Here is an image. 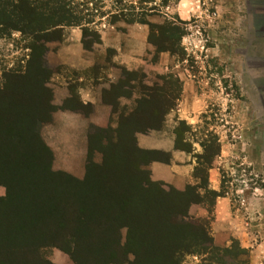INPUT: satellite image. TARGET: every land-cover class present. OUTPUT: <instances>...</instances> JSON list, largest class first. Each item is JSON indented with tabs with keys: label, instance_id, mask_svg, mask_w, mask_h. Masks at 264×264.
<instances>
[{
	"label": "trees",
	"instance_id": "trees-1",
	"mask_svg": "<svg viewBox=\"0 0 264 264\" xmlns=\"http://www.w3.org/2000/svg\"><path fill=\"white\" fill-rule=\"evenodd\" d=\"M114 1L123 5L110 14L109 24L123 21L146 25L147 41L154 49L153 62L161 52L177 54L176 42L184 32L175 22L165 25L148 20L158 8L168 7L169 0L159 4L156 0ZM71 2L0 0V39L17 32L26 51L14 69L1 68L0 185L5 194L0 195V264H22L21 254L37 258L36 264H50L37 251L50 244L66 246V252L76 260L86 237L92 241L93 258L100 264H182L184 256L205 254L210 258L203 261L210 264L216 252L231 254L228 248L214 245L205 220L189 215L191 205L204 202L198 191L202 186L186 185L177 190L166 185L164 190L160 187L163 182L150 179L146 165L154 160L167 161V154L138 148L135 133L160 129L177 97L168 106L162 89H142L133 109L126 112L117 99L130 94L132 87L136 91L138 72L121 68L131 77L120 78L117 86L103 93V100L116 115L115 126H89L84 177L78 179L52 169V153L40 134L41 125L50 122L55 110L52 90L47 86L53 70L45 58V44L58 40L66 26L81 29L85 49L100 44L98 31L87 27L94 22L90 14L86 15L89 19H83L69 7ZM175 18L180 22L177 15ZM89 33L91 44L85 39ZM143 85L139 82L140 87H146ZM71 101L76 109H85ZM136 116L143 120L137 121ZM95 153L100 154L99 163L94 161ZM162 153L165 158L156 157ZM210 191L214 198L222 196ZM89 217L95 230L83 226ZM122 228L126 229L123 243ZM51 231L52 236L47 234ZM54 235H60V243ZM238 249L234 257L246 253Z\"/></svg>",
	"mask_w": 264,
	"mask_h": 264
},
{
	"label": "rangeland",
	"instance_id": "rangeland-1",
	"mask_svg": "<svg viewBox=\"0 0 264 264\" xmlns=\"http://www.w3.org/2000/svg\"><path fill=\"white\" fill-rule=\"evenodd\" d=\"M71 1L69 7L79 16L94 21L87 25L88 28L96 29L99 34L109 28L124 31L126 23L123 21L109 24L110 14L121 9L123 3L114 0ZM125 1L128 4L134 0ZM156 1L157 4L161 2ZM175 1L169 0L168 7L158 8L159 11L150 15L148 20L154 24L175 22L184 32L176 42L177 54L166 51L170 57L164 68H155L158 61L153 62L154 49L151 46L152 51L147 56L152 63L151 70L144 78L141 73L136 76L135 96L138 97L142 89L157 87L168 96L166 105L171 106L173 98L181 99V84L190 83L188 92L183 95L181 114L184 119L174 124L177 146L190 152L193 147L191 156L197 163L193 174L196 184L203 187L198 191L204 202L191 205L189 215L205 220L214 245L219 249L228 248L231 253L222 256V252H216V258L210 264H264V8H256L257 0H185V8L189 10L195 4L196 11H191L192 16L185 21L178 17L179 22L175 18ZM87 14H90L89 18H86ZM71 28L81 31L77 26L67 29ZM91 35L89 33L85 38L90 44ZM45 45L47 47V43ZM22 46L19 33L2 36L0 71L1 68L14 69L19 64L26 54ZM68 50L66 52L71 53ZM47 52L48 47L45 58ZM55 63H48L53 71L57 67ZM113 71L120 78L131 77L115 66ZM139 82L146 87H140ZM177 98L174 104L178 103ZM133 105L131 102L127 107ZM136 119L143 120L141 116ZM95 154L99 163L100 154ZM156 157L165 158V155L157 154ZM213 162L217 168L218 193L226 198L220 205L224 214L221 213L218 220L214 216V192L205 186L208 165ZM84 175L85 169L81 177L73 176L82 179ZM166 185L160 187L166 190ZM4 194L5 188L0 185V195ZM258 208L261 209L259 216L254 214ZM229 211L231 214L227 215ZM92 223L89 217L83 226L89 231L95 230ZM258 226L259 230L263 228L260 234ZM47 234L52 236L54 233ZM125 234L126 229L122 228V243ZM54 236L60 243V235ZM85 241L76 260L66 252V246L50 244L37 251L40 258L50 264H100L93 258L92 241L88 237ZM238 247L245 249L246 253L234 257L232 254L240 252ZM19 258L22 264H36L38 261L27 254H21ZM204 258L210 256L187 255L182 264H206Z\"/></svg>",
	"mask_w": 264,
	"mask_h": 264
},
{
	"label": "crops",
	"instance_id": "crops-1",
	"mask_svg": "<svg viewBox=\"0 0 264 264\" xmlns=\"http://www.w3.org/2000/svg\"><path fill=\"white\" fill-rule=\"evenodd\" d=\"M262 1H256L255 6L258 10L264 8ZM175 7L176 15L184 21L192 16L191 11L193 13L196 11L195 4L193 8L187 10L185 0H178ZM67 28L69 27H62L58 40L47 43L46 59L49 64L56 61L57 66L48 82L52 89V104L55 110L51 113L50 122L43 125L40 134L52 153V168L81 177L84 173L89 126L99 128L115 126L116 115L112 114L111 105L102 98L105 91H109L120 82V76L113 71L114 66L119 70L123 68L146 75L151 70L152 63L147 56L150 55L152 48L147 41L148 27L143 24H126L122 32H117L113 28L100 32V44L91 49L84 48L80 30ZM67 49L71 53L66 52ZM168 57L170 56L167 52L159 53L158 62L156 61L154 67L164 68ZM133 83L131 81L132 86ZM189 85V82L181 84V99H178L175 107L164 115L160 129L135 133L138 148L167 154V161L154 160L146 165L150 179L171 185L177 190H183L186 185L196 184L193 171L197 163L191 156L193 147L191 152L176 147L174 126L176 121L184 119L181 114L182 103L185 100L183 95L188 92ZM131 90L130 94L116 98L122 107H126V112L134 107V105L131 108L127 107L128 103H134L136 98L133 87ZM71 99H74L75 105L78 103L81 108L85 106V109H76L74 105L72 106ZM195 144L194 142L193 146ZM96 155L94 159L98 162ZM215 163L213 162L207 169V188L218 191ZM222 199L226 198L217 196L214 201L215 220L219 219L221 213L224 214L221 207ZM260 210L256 209L254 214L259 216ZM230 214L231 211L227 213ZM257 230L259 234L263 232V228L259 230V226Z\"/></svg>",
	"mask_w": 264,
	"mask_h": 264
}]
</instances>
